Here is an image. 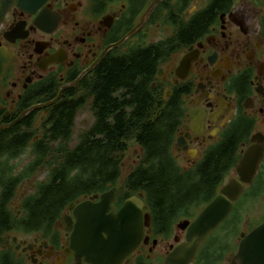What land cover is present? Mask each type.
I'll return each instance as SVG.
<instances>
[{
	"label": "flooded vegetation",
	"instance_id": "1",
	"mask_svg": "<svg viewBox=\"0 0 264 264\" xmlns=\"http://www.w3.org/2000/svg\"><path fill=\"white\" fill-rule=\"evenodd\" d=\"M132 51L150 54L156 104L175 112L164 158L174 191L138 185L145 155L136 145L121 156L113 180L78 195L54 218L34 219L23 192L20 203L8 204L0 264H264L254 242L237 258L243 235L264 221V0H0V136L31 134L11 159L13 176L32 161L21 169L14 163L27 148L33 158L32 141L68 91L87 92L85 129L91 126L99 71ZM35 171L19 180L14 196ZM230 180L242 185L240 193L225 196L228 214L196 245L190 224ZM111 188L122 189L105 214L140 200L141 214L131 221L141 234L126 254L108 251L95 262L71 234L77 207L95 205Z\"/></svg>",
	"mask_w": 264,
	"mask_h": 264
},
{
	"label": "trees",
	"instance_id": "2",
	"mask_svg": "<svg viewBox=\"0 0 264 264\" xmlns=\"http://www.w3.org/2000/svg\"><path fill=\"white\" fill-rule=\"evenodd\" d=\"M154 71L149 53L135 51L111 58L99 71L90 90L94 119L88 129L78 132L77 142L68 146L74 133L77 111L87 103L85 89L75 94L68 91L52 107L44 135L31 143L32 161L13 176L11 159L28 144L30 132L16 131L0 136V234L8 225V207L19 180L38 169L51 152L50 141H58L54 149L59 158L48 163L46 180L35 184L24 207L37 210L34 219L54 218L55 212L78 195L105 186L118 174L121 156L134 143L143 148L136 178L147 192H173L169 184L171 170L164 163L176 121L175 112L156 104L148 81ZM48 152V153H49ZM105 184V185H104Z\"/></svg>",
	"mask_w": 264,
	"mask_h": 264
},
{
	"label": "water",
	"instance_id": "3",
	"mask_svg": "<svg viewBox=\"0 0 264 264\" xmlns=\"http://www.w3.org/2000/svg\"><path fill=\"white\" fill-rule=\"evenodd\" d=\"M122 188H111L105 191L100 195V200L95 205L84 201L77 207L76 217L79 226H76L71 238L80 243L83 249L82 254L95 262L104 260L103 257L108 251L117 255L126 254L134 247L141 234V225L138 223V231V226L131 221L132 217L141 214L142 202L140 200H127L116 214H105V204L109 203ZM241 189L242 185L238 181L230 180L221 189L223 195H217L200 211L188 229L190 237L197 239L196 245L228 214L229 203L226 197L236 198ZM132 232H136L135 237L126 241L127 236ZM249 242H254V248L258 251L264 249V221L259 223L249 234L243 235L237 258H242L247 252V243ZM257 257L259 262L264 261L262 252L258 253Z\"/></svg>",
	"mask_w": 264,
	"mask_h": 264
},
{
	"label": "rangeland",
	"instance_id": "4",
	"mask_svg": "<svg viewBox=\"0 0 264 264\" xmlns=\"http://www.w3.org/2000/svg\"><path fill=\"white\" fill-rule=\"evenodd\" d=\"M90 111L87 107V104L82 107V109L79 110L76 116L75 124H74V135L72 137L71 143L68 144V146H72L74 144V141L76 140V133H78L81 130H84L91 122V117H90ZM37 124L39 123V120L37 119ZM58 146L57 142H51L49 143V148L51 149V152L48 153V157L45 158V162L41 164V166L36 169V171L30 176V178L27 180L25 184H22L19 191L20 194L17 196L15 195L13 200L10 203V207H13L14 205L20 203V198L22 196V193H32L35 190V184L39 181L42 180V178L46 177V173L48 171V163L53 160V159H58L59 158V153L55 152V148ZM136 147V144L131 143L128 146L127 150H131L132 148ZM30 148H27L25 153L20 156V158L17 161H14L16 163L17 167L20 169L24 167L31 159L32 155L30 154L29 150ZM126 154V153H125Z\"/></svg>",
	"mask_w": 264,
	"mask_h": 264
}]
</instances>
